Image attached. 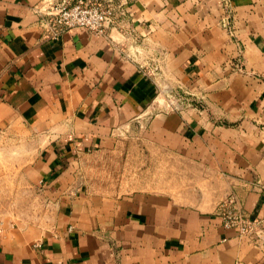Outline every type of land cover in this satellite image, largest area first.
I'll use <instances>...</instances> for the list:
<instances>
[{
  "label": "crops",
  "instance_id": "obj_1",
  "mask_svg": "<svg viewBox=\"0 0 264 264\" xmlns=\"http://www.w3.org/2000/svg\"><path fill=\"white\" fill-rule=\"evenodd\" d=\"M56 1L0 0V264H264L218 214L264 225V0H117L52 40ZM148 58L196 105L156 107Z\"/></svg>",
  "mask_w": 264,
  "mask_h": 264
},
{
  "label": "built area",
  "instance_id": "obj_2",
  "mask_svg": "<svg viewBox=\"0 0 264 264\" xmlns=\"http://www.w3.org/2000/svg\"><path fill=\"white\" fill-rule=\"evenodd\" d=\"M121 11V4L117 0H58L44 13L42 24L46 37L52 40H57L64 32L76 27L105 33L118 22ZM163 104L166 106V103ZM174 108L179 109V103ZM261 186L264 190V183ZM233 203L234 200L230 199L218 210L224 226L235 228L241 234L252 235L256 240L263 239V221L246 214Z\"/></svg>",
  "mask_w": 264,
  "mask_h": 264
},
{
  "label": "rangeland",
  "instance_id": "obj_3",
  "mask_svg": "<svg viewBox=\"0 0 264 264\" xmlns=\"http://www.w3.org/2000/svg\"><path fill=\"white\" fill-rule=\"evenodd\" d=\"M145 63L146 64H144V68L147 69L148 74L160 79V81L163 79L165 80V74H163L164 68L161 67L159 61L153 60V58H148L145 60ZM164 82H166L165 86L160 87V91L157 95V98L159 99L155 104L156 107H162L164 105L163 103H166L167 108L175 110V104L179 103V109L183 110L184 108H190L196 105V101H198L199 98L197 94L192 93V91L184 87L175 88L174 86L169 85L168 77ZM28 155L32 156V153H28ZM26 187L27 186L24 182L23 199L20 202L23 213L31 211L32 207L36 206L38 202L40 203V201L35 199V194H29L26 192ZM35 188L36 190H39L40 186L36 185Z\"/></svg>",
  "mask_w": 264,
  "mask_h": 264
}]
</instances>
